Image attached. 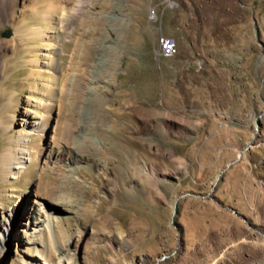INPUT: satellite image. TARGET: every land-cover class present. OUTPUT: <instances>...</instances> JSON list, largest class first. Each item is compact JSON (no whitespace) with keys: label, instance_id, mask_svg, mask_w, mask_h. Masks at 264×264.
<instances>
[{"label":"rangeland","instance_id":"rangeland-1","mask_svg":"<svg viewBox=\"0 0 264 264\" xmlns=\"http://www.w3.org/2000/svg\"><path fill=\"white\" fill-rule=\"evenodd\" d=\"M246 4L242 67L201 0L170 60L162 0H0V264L264 257V0Z\"/></svg>","mask_w":264,"mask_h":264},{"label":"crops","instance_id":"crops-1","mask_svg":"<svg viewBox=\"0 0 264 264\" xmlns=\"http://www.w3.org/2000/svg\"><path fill=\"white\" fill-rule=\"evenodd\" d=\"M176 1L179 3V9L171 20L172 34L176 41L190 43L189 30L194 27L195 0ZM201 8L203 15L207 12V8L210 9V12L213 10V14L217 17L215 28L218 30L232 29L230 34L225 35L226 40L219 39L218 44L212 49L219 52H232L234 54L232 58L238 61L237 66H240L241 63L242 67H245L247 51H253L254 56L256 53L255 41L251 34L247 35L246 30V0H201ZM253 9H255L254 5ZM220 35L221 33L218 34V36Z\"/></svg>","mask_w":264,"mask_h":264},{"label":"bare ground","instance_id":"bare-ground-1","mask_svg":"<svg viewBox=\"0 0 264 264\" xmlns=\"http://www.w3.org/2000/svg\"><path fill=\"white\" fill-rule=\"evenodd\" d=\"M57 13H58L57 15H73V12L72 13L69 12L70 14H64L61 11H57ZM58 19H55V20L59 21ZM45 65H47V64H45ZM26 115L30 118V120H34V121L28 122V124H30L31 126H37V120L39 119V117L31 114V112H26ZM261 119H262V117H261ZM257 131L259 132V130H257ZM259 136L260 135L258 133H256L254 136V140H257L259 138ZM24 167H25V162L22 161L18 166H16L15 169L21 172L24 170ZM12 179H15V177L13 176ZM219 179H220V177L218 178L217 183L219 182ZM17 205H15L12 209H9L7 211V214H8L7 216L9 219H6L5 216L4 217L2 216L3 220L0 222V243L2 245L7 243L11 237L12 229H13L16 217H17V211H18ZM40 214H42V216H40L38 214L37 217L35 218L34 223L32 224V226L35 227L34 229H32L33 233L41 232L42 228L45 226V223L50 225L49 215H47V213H45V212H40ZM41 217H42V219H41ZM153 263H154V261L150 260L146 264H153ZM57 264H66V263L64 260L59 259ZM251 264H264V257L259 258L258 260H253V262H251Z\"/></svg>","mask_w":264,"mask_h":264},{"label":"built area","instance_id":"built-area-1","mask_svg":"<svg viewBox=\"0 0 264 264\" xmlns=\"http://www.w3.org/2000/svg\"><path fill=\"white\" fill-rule=\"evenodd\" d=\"M163 9L166 11H177L179 9V3L176 0H162ZM159 22L158 14H155V24ZM179 54L178 43L173 38L163 36L159 40V50L157 57L163 60H170L177 57Z\"/></svg>","mask_w":264,"mask_h":264},{"label":"water","instance_id":"water-1","mask_svg":"<svg viewBox=\"0 0 264 264\" xmlns=\"http://www.w3.org/2000/svg\"><path fill=\"white\" fill-rule=\"evenodd\" d=\"M12 34H13L12 31L9 30V31H7V33L5 34V37H6V38H10V37L12 36Z\"/></svg>","mask_w":264,"mask_h":264}]
</instances>
